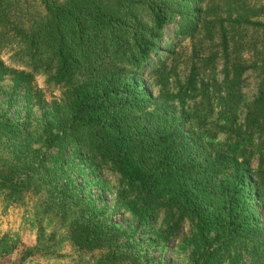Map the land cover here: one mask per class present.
Masks as SVG:
<instances>
[{
    "label": "rangeland",
    "instance_id": "obj_1",
    "mask_svg": "<svg viewBox=\"0 0 264 264\" xmlns=\"http://www.w3.org/2000/svg\"><path fill=\"white\" fill-rule=\"evenodd\" d=\"M26 1V5L21 1L22 8L28 6L32 14L42 11L39 0ZM167 1L176 11L167 16L162 35L156 36L149 10L122 24L136 20L141 35L160 46L152 59L157 64H144L140 71L138 63L126 64L128 82L142 91L131 107L140 116L130 111L120 115L132 123L126 132L140 131L145 124L150 131L142 135L145 140H136L137 149L130 155L146 168H158L159 192L150 194L146 204L140 203L148 213L145 228L130 206L136 193L95 149L82 139L72 141L71 136L68 146L59 147L57 141L47 144L67 128L68 106L76 96L62 81L56 82V67L45 68L52 50L42 47V61L36 62L26 44L0 25V117L9 118L16 130L15 134L0 131V264H99L104 248H81L70 233L71 224L89 216H99L108 229L133 233L118 244L128 255L125 260L150 245V264H192L189 256L197 247L212 251L211 264H231L229 246L216 244L224 232H205L208 245H203L200 238L194 239L196 220L187 214L179 217L176 209L186 207L185 189L198 203L202 219H209L212 226L226 221L228 208H223L225 197L217 183L231 178L226 188L232 186L233 168L227 161L234 149L235 155L244 150L247 158L244 203L258 243L257 254L251 255L250 242V251L240 253L238 264H264V148L260 150L258 128L244 127L264 60V0ZM182 18L189 20L182 30L191 27L186 36L175 22ZM130 31L123 38V31L111 33L102 42L111 43V35H119L113 41L125 40ZM143 55L130 46L124 62ZM115 62L111 71H105L123 75L122 63ZM88 66L78 64L81 75L72 67L79 82L101 74ZM169 123L180 126L190 156H198L209 168L202 179L197 177V184L192 175L185 179L182 172H167L154 164L160 153L155 148L159 133L151 131ZM107 136L111 142L113 136L109 132ZM23 178L24 182L17 181ZM94 208L98 215L92 213Z\"/></svg>",
    "mask_w": 264,
    "mask_h": 264
},
{
    "label": "trees",
    "instance_id": "obj_2",
    "mask_svg": "<svg viewBox=\"0 0 264 264\" xmlns=\"http://www.w3.org/2000/svg\"><path fill=\"white\" fill-rule=\"evenodd\" d=\"M21 1L0 0V25L26 44L36 62L42 61L40 57L42 47L52 50L44 62L45 68L50 70L56 67V82L62 81L68 86V92L73 90L76 96L75 98L72 96L73 101L68 106L70 122L67 128H64L60 134L50 137L47 144L50 146L57 141L59 147H64L71 142L67 136H71L72 141L82 139L84 145L95 149L96 153L107 160L112 169L126 180L130 191L136 193L130 201V206L135 213L134 217L145 228L148 226V213L143 204H146L145 201L148 202L150 194L159 192L156 188L158 168H146L142 162L131 159L130 155L137 149L136 140L141 138V141L145 140L142 135H149L150 131L148 132L149 127L147 128L145 124L140 131L137 128L126 132L132 123L128 118H120V115L130 111L132 115L133 112H137L135 114L140 116L138 109L132 111L131 107L134 106L132 101L142 97V91L128 82L126 64L138 63L137 71H140L144 64L148 63L151 66L157 64L152 59L159 54L160 46L159 42H152L141 35V30L136 27L138 26L136 20L130 25L122 26V24L128 19L131 21L136 17L137 12L149 10L154 23L153 28L155 27L154 30L157 32L156 36L162 35L167 16H171L176 9L172 12L173 6L169 5L170 1L167 0H39L42 11L32 14L28 6L22 8ZM24 3L26 5L27 1L25 0ZM175 15L172 16L174 19L177 18ZM175 22L177 29L182 30V25L188 26L189 20L182 18ZM197 24L198 22L195 23L196 26ZM190 28L183 29L179 33L186 36ZM128 30H131V35L125 40L113 41V36L119 35H111V43L102 42L109 34L120 31H123L122 34L120 33V37L123 38ZM130 46L136 47L144 54L140 60L128 58L124 62V55ZM113 62L122 63L123 75L107 74L105 70L111 71L114 68ZM79 63L89 65L88 68L96 69L101 74L79 82L75 78L76 74L72 73L73 67L74 71H78L81 75L78 70ZM117 82L121 85L114 87ZM135 105L137 107L139 103ZM250 106L245 115L244 127H249L251 130L258 128L261 137L260 150H262L264 148V60L257 95ZM0 131L13 134L16 131L14 123L4 115L0 117ZM107 132L113 136L115 143L112 144L113 140L109 141ZM151 132L159 133L155 148L160 153L155 158L154 164L161 166L160 169L167 172H182L181 176L185 179L192 175L196 184L197 177L202 179L208 172V166L198 156H190L189 143L185 140L180 126L169 123L168 127H164L161 124ZM151 143L149 141L144 145ZM239 151L240 154L235 155L234 149L233 156L227 161L229 167L233 168L232 186L226 188L231 178L222 181L221 184L217 183L219 194L225 197V201L222 202L223 208H228L225 213L226 221L223 224L212 226L209 224V219H202L198 203L189 198L190 193L185 189L183 193L186 201L183 203L186 207L176 209L179 217L187 214L196 220L198 234H194V239L200 238L203 245H208L205 232L213 229L224 232V236L216 244L220 247L224 245L225 248L229 246L227 251L231 264H238V257L242 251H250V242L253 243L251 255L257 254L255 248L258 246L255 239L257 234L249 224L250 210L244 203L246 186L242 181V175L247 158L243 156L244 150ZM220 157L224 158V156ZM185 169L190 173L184 172ZM24 179L17 181L24 182ZM261 197L264 199V193ZM94 209L96 211L92 210V213L98 215L96 213L98 210ZM70 229L72 239L77 246L87 250L104 248V256L99 264H150L148 261L150 245L144 250L131 254L128 260H125L128 255L120 250L118 244L133 233L117 227L108 229L104 222L99 220V216L96 219L90 216L83 217L71 224ZM144 241L147 242L146 239ZM210 252L212 251L209 248L200 251L197 247L189 258L192 264H211Z\"/></svg>",
    "mask_w": 264,
    "mask_h": 264
}]
</instances>
